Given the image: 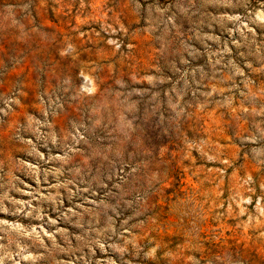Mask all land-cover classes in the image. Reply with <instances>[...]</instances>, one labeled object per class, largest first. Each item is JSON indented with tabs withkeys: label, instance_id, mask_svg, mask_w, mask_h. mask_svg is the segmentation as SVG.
Listing matches in <instances>:
<instances>
[{
	"label": "rangeland",
	"instance_id": "rangeland-1",
	"mask_svg": "<svg viewBox=\"0 0 264 264\" xmlns=\"http://www.w3.org/2000/svg\"><path fill=\"white\" fill-rule=\"evenodd\" d=\"M0 264H264V0H0Z\"/></svg>",
	"mask_w": 264,
	"mask_h": 264
}]
</instances>
